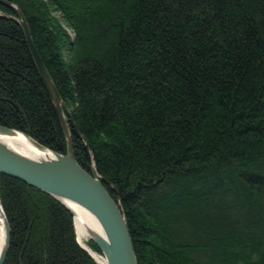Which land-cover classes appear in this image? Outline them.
<instances>
[{
    "label": "trees",
    "instance_id": "16d2710c",
    "mask_svg": "<svg viewBox=\"0 0 264 264\" xmlns=\"http://www.w3.org/2000/svg\"><path fill=\"white\" fill-rule=\"evenodd\" d=\"M8 1L119 199L137 263L264 264V0ZM0 125L66 152L23 30L2 15ZM0 200L4 264H99L50 195L0 174Z\"/></svg>",
    "mask_w": 264,
    "mask_h": 264
},
{
    "label": "water",
    "instance_id": "95a60500",
    "mask_svg": "<svg viewBox=\"0 0 264 264\" xmlns=\"http://www.w3.org/2000/svg\"><path fill=\"white\" fill-rule=\"evenodd\" d=\"M0 3L11 7L17 13V15H9L0 11V15L15 21L22 28L27 48L50 98L66 142V152L59 153L24 131L0 125V174L19 179L56 199L71 213L73 224L75 214L72 205L87 210L101 227L102 234L92 230H89L88 234L90 240L100 249L99 255L104 258L105 264H138L126 215L119 199H114L105 188L104 184L108 181L98 173L93 152L88 147L86 138L77 128L69 108L60 96L34 44L24 13L11 1L0 0ZM72 132L83 141L90 155V171L81 167L75 159ZM14 133L23 134L36 147L48 151L49 154L45 157H32L10 147L2 139L3 136H11ZM0 211L4 229L0 247V264H4L10 243V225L1 200ZM79 245L99 263L87 248L80 243Z\"/></svg>",
    "mask_w": 264,
    "mask_h": 264
},
{
    "label": "bare ground",
    "instance_id": "6f19581e",
    "mask_svg": "<svg viewBox=\"0 0 264 264\" xmlns=\"http://www.w3.org/2000/svg\"><path fill=\"white\" fill-rule=\"evenodd\" d=\"M2 139V138H1ZM10 147L18 150L19 152L32 156V157H45L49 154L48 151L39 149L36 147L27 137L20 133H14L11 136H3L2 139ZM74 209V229L76 233L77 241L85 248H87L91 254L99 261L100 264H105V260L102 256L97 254L88 246L90 239L88 231L92 230L102 234L101 227L97 220L84 208L72 205ZM3 218L0 211V247L3 240Z\"/></svg>",
    "mask_w": 264,
    "mask_h": 264
},
{
    "label": "rangeland",
    "instance_id": "374dc122",
    "mask_svg": "<svg viewBox=\"0 0 264 264\" xmlns=\"http://www.w3.org/2000/svg\"><path fill=\"white\" fill-rule=\"evenodd\" d=\"M69 32V34L72 36V33L70 32V31H68Z\"/></svg>",
    "mask_w": 264,
    "mask_h": 264
}]
</instances>
